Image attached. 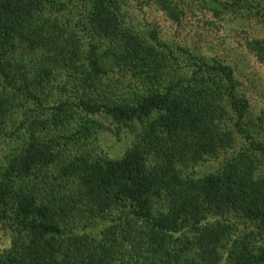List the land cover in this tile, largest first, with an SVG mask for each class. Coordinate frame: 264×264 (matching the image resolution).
I'll list each match as a JSON object with an SVG mask.
<instances>
[{
	"label": "trees",
	"instance_id": "trees-1",
	"mask_svg": "<svg viewBox=\"0 0 264 264\" xmlns=\"http://www.w3.org/2000/svg\"><path fill=\"white\" fill-rule=\"evenodd\" d=\"M204 2L264 19V0ZM139 3L180 20L172 0ZM249 49L264 63L260 39ZM248 107L229 64L136 29L122 0H0V143L22 141L0 172V264H264ZM128 129L121 155L100 148ZM237 134L249 143L220 170L184 171ZM112 215L123 225L84 230ZM234 217L258 230L234 238Z\"/></svg>",
	"mask_w": 264,
	"mask_h": 264
},
{
	"label": "rangeland",
	"instance_id": "rangeland-1",
	"mask_svg": "<svg viewBox=\"0 0 264 264\" xmlns=\"http://www.w3.org/2000/svg\"><path fill=\"white\" fill-rule=\"evenodd\" d=\"M180 10V20L175 21L166 15L155 3L140 4L139 0H122V9L128 15L129 22L136 29H156L161 39L167 43L182 45L193 53L207 58H216L229 64L240 82V90L248 100L247 116L244 127L258 140L264 138V63L249 49L252 39H260L264 43V19L253 12H237L236 14L221 12L216 15L208 7L205 0H172ZM76 15V12H66ZM119 139L104 133L98 137V144L111 155H121L130 145L134 133L131 129L122 130ZM237 134L232 147L222 150L216 156L208 157L184 169L191 177L220 170L224 162L239 149L247 146L249 141ZM22 141L14 138L0 143V172L4 170L15 150L21 148ZM115 215L99 218L87 224L85 231L93 234L107 225H113ZM122 221V220H121ZM120 223L123 225V221ZM237 229L232 235L237 238L244 233L257 231L255 224L244 222L242 218H233ZM117 224V223H115ZM142 225V224H141ZM251 233V232H250ZM252 244L264 246V231L261 235L249 236ZM10 245L8 232L0 231V251ZM225 258V257H223Z\"/></svg>",
	"mask_w": 264,
	"mask_h": 264
}]
</instances>
